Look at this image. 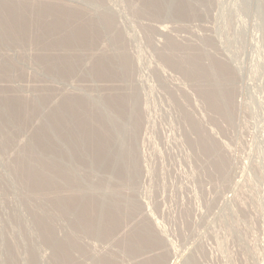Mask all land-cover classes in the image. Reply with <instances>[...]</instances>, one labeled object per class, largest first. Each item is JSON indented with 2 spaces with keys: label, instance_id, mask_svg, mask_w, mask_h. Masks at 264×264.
<instances>
[{
  "label": "rangeland",
  "instance_id": "1",
  "mask_svg": "<svg viewBox=\"0 0 264 264\" xmlns=\"http://www.w3.org/2000/svg\"><path fill=\"white\" fill-rule=\"evenodd\" d=\"M0 29V264L68 239L71 264H264V0H0Z\"/></svg>",
  "mask_w": 264,
  "mask_h": 264
},
{
  "label": "bare ground",
  "instance_id": "2",
  "mask_svg": "<svg viewBox=\"0 0 264 264\" xmlns=\"http://www.w3.org/2000/svg\"><path fill=\"white\" fill-rule=\"evenodd\" d=\"M47 9H48V8H47ZM49 9H50V8H49ZM54 10L57 11L58 9H54ZM59 10H61V9H59ZM59 10H58V11H59ZM8 11H9V10H8ZM12 11H13V10H12ZM50 11H51V10H50ZM21 12H22V11H21ZM44 12H46V11H44ZM59 12H60V11H59ZM59 12H58L57 14H59ZM4 13H5V12H4ZM64 13L66 14V12H64ZM48 14H49V13H48ZM57 14H56V15H57ZM61 14H62V15H65V14H63L62 12H61ZM61 14H60V17L62 16ZM24 15H25V14H24ZM67 16H68V15H66L65 17L68 19L69 16H68V17H67ZM3 17H4V16H3ZM3 17H2V18H3ZM55 17H56V16H55ZM58 17H59V15L57 16V18H58ZM65 17H64V18L62 17V18H63L64 20H67V19H65ZM70 17H71V16H70ZM2 18H1V19H2ZM18 18H19V17H18ZM62 18H61V19H62ZM59 19H60V18H59ZM6 20H7V19H6ZM9 20H10V19H9ZM64 20H62V21H64ZM76 20H77V19H76ZM7 21H8V20H7ZM10 21H11V20H10ZM10 21H9V22H10ZM5 22H6V21H5ZM16 22H17V21H16ZM59 22H60V20H59ZM102 22H103V21H102ZM67 24H68V23H67ZM74 24H75V23H74ZM89 24H90V23H89ZM2 25H3V24H2ZM34 25H35V24H34ZM59 25H60V26L62 25L61 22H60V24H58V26H59ZM11 27H13V26H11ZM62 27H63V26H62ZM91 27H92V26H91ZM14 28H15V27H14ZM14 28H10V26L7 27V25H6V26H3V29H4L6 32H10V33H14ZM58 28H59V27H58ZM60 28H61V27H60ZM71 28H72V27H71ZM1 29H2V28H1ZM1 29H0V30H1ZM22 30H23V29H22ZM3 32H4V31H3ZM10 33H9V34H10ZM70 34H71V33H70ZM7 35H8V34H7ZM8 36H9V35H8ZM70 36H71V35H70ZM76 36H77V35H75V37H76ZM71 38H72V37H71ZM71 38H70V39L68 38V39H69V40H72ZM74 39H76V38H74ZM65 41H66V40H65ZM62 42H63V41H62ZM62 42H61V43H62ZM65 43H66V42H65ZM63 44H64V43H63ZM63 46H64V45H63ZM56 50H57V49H56ZM62 58H63V57H62ZM200 67H201V66H200ZM188 69H189V68H188ZM202 72H203V71H202ZM201 75H202V74H201ZM195 76H196V75H195ZM217 86H218V85H217ZM213 87H214V86H213ZM209 91H210V90H209ZM213 93H214V92H213ZM218 96H219V95H218ZM123 97H124V96H123ZM121 100H122V99H121ZM74 102H75V101H74ZM116 102H117V101H116ZM119 103H120V102H119ZM9 105H10V104H9ZM10 109H11V108H10ZM80 109H81V108H80ZM70 110H71V109H70ZM16 111H17V110H16ZM74 111H75V110H74ZM18 112H19V111H18ZM23 112H25V111H23ZM48 113H49V112H48ZM82 113H83V112H82ZM103 113H104V112H103ZM99 114H100V113H99ZM124 114H125V113H124ZM67 115H68V114H67ZM85 116H86V115H85ZM98 116H99V115H98ZM105 116H106V115H105ZM25 118H26V117H25ZM61 118H62V117H61ZM84 118H85V117H84ZM110 118H111V117H110ZM7 120H8V119H7ZM54 120H55V119H54ZM72 120H73V118H72ZM101 120H102V119H101ZM9 121H10V120H9ZM57 121H58V120H57ZM57 121H55V122H57ZM6 122H7V121H6ZM12 122H13V121H12ZM51 122H53V121H51ZM58 122H60V120H59ZM77 122H78V121H77ZM60 123H61V122H60ZM60 123H58V124H60ZM52 124H53V123H51V125H52ZM114 124H115V123H114ZM49 125H50V124H49ZM51 125H50V126H51ZM100 125L103 126L102 124H100ZM52 126L54 127V124H53ZM58 126L60 127V125H58ZM101 126H100V127H101ZM59 127H58V129H59ZM8 128H9V127H8ZM116 129H117V128H116ZM122 129H123V128H122ZM80 130H81V129H80ZM86 130H87V129H86ZM55 131H56V130H55ZM71 132H72V131H71ZM102 132H103V131H102ZM102 132H101V133H102ZM110 132H111V131H110ZM60 133H61V132H60ZM73 133H74V132H73ZM92 133H93V132H92ZM85 134H86V133H85ZM98 134H100V133H98ZM104 134H105V133H104ZM1 135H2V134H1ZM8 135H9V134H8ZM96 135H97V134H96ZM94 136H95V135H94ZM94 136H93V138H94ZM108 136H109V135H108ZM115 137H116V136H115ZM82 139H83V138H82ZM99 139H101V137H100ZM99 139H98V140H99ZM65 140H66V139H65ZM79 140H80V139H79ZM79 140H78V141H79ZM95 140H96V138H95ZM112 140H113V139H112ZM67 142H68V141H67ZM105 143H106V142H105ZM99 145H100V144H99ZM106 145H107V144H106ZM106 145H105V146H106ZM77 146H78V145H77ZM63 147H64V146H63ZM99 148H100V147H99ZM105 148H106L105 150H104V148H101V149H103L104 151H106L107 149H109V148H107V147H105ZM64 149H65V148H64ZM71 149H72V148H71ZM77 149H78V148H77ZM103 150H102V152H103ZM117 151H118V150H117ZM63 152H64V151H63ZM77 152H79V154H77ZM70 153H71V152H70ZM100 153H101V152H100ZM76 154L80 156V151H76ZM34 155H35V154H34ZM38 155H39V154H38ZM40 156H41V155H40ZM72 156H74V155H72ZM75 158H77V157H75ZM94 158H95V157H94ZM118 158H120V157H118ZM79 159H80V158H79ZM107 159H108V158H107ZM39 160H40V159H39ZM46 160H47V159H46ZM71 160H73V157H72ZM29 161H30V160H29ZM35 161H36V160H35ZM75 161H78V158H77V160H75ZM100 161H101V160H100ZM91 162H92V161H91ZM28 163H29V162H28ZM74 163H75V162H74ZM100 163H101V162H100ZM42 164H43V163H42ZM64 164H65V163H64ZM75 164H76V163H75ZM34 166H35V165H34ZM67 166H68V165H67ZM23 167H24V165H23ZM35 167H36V166H35ZM54 167H55V166H54ZM82 168H83V167H82ZM66 169H67V168H66ZM25 170H26V169H25ZM29 170H30V169H29ZM48 170H49V169H48ZM64 170H65V169H64ZM67 170H69V169H67ZM33 171H34V170H33ZM90 171H91V170H90ZM95 171H96V170H95ZM26 172H27V171H26ZM63 172H64V171H63ZM70 172L73 173V170H72V171L70 170ZM53 173H54V172H53ZM58 173H59V172H58ZM64 173H66V172H64ZM64 173H63V175H64ZM68 173H69V171H68ZM68 173H67V174H68ZM95 173H96V172H95ZM38 174H39V173H38ZM43 174H44V173H43ZM67 174H66V176H67ZM70 174H71V173H70ZM45 175H46V174H45ZM75 175H76V174H75ZM27 176H28V174H27ZM34 176H35V175H34ZM37 176H38V175H37ZM69 176H70V175H69ZM69 176H68V178H69ZM71 177H72V175H71ZM71 177H70V178H71ZM30 178H31V177H30ZM66 179H67V178H66ZM77 179H78V178H77ZM54 180H55V179H54ZM58 182H59V180H58ZM60 182H61V181H60ZM60 182H59V183H60ZM73 182H74V181H73ZM61 183H62V182H61ZM90 183H91V182H90ZM64 184H65V183H64ZM71 184H72V183H71ZM51 185H52V184H51ZM68 185H69V184H68ZM79 186H80V185H79ZM69 187H70V186H69ZM56 188H57V187H56ZM87 189H88V188H87ZM89 189H90V188H89ZM85 190H86V189H85ZM75 191H76V190H75ZM46 192H47V191H46ZM78 192H79V191H78ZM82 192H83V191H82ZM93 192H94V191H93ZM103 192H104V191H103ZM62 193H63V192H62ZM62 193H61V194H62ZM64 193H65V192H64ZM85 193H86V192H85ZM109 193H110V192H109ZM78 194H80V193H78ZM83 194H84V192H83ZM47 195H48V194H47ZM52 196H53V195H52ZM76 196H77V195H76ZM110 197H111V196H110ZM49 198H50V197H49ZM58 198H59V197H58ZM87 198H88V197H87ZM100 199H101V198H100ZM60 200H61V199H60ZM80 200H81V199H80ZM82 200H83V199H82ZM55 201H57V200H55ZM77 203H78V202H77ZM85 203H86V201H85ZM103 203H105V202H103ZM52 204H53V203H52ZM89 204H90V202H89ZM97 204H98V203H97ZM127 204H128V203H127ZM50 205H51V204H50ZM74 206H75V205H74ZM82 206H83V205H82ZM84 206H85V204H84ZM103 207H104V206H103ZM50 208H51V207H50ZM53 208H54V207H53ZM96 208H97V207H96ZM99 208H100V206H99ZM115 208H116V207H115ZM84 209H87V208H83V211H84ZM100 209H101V208H100ZM109 209H110V208H109ZM103 210H104V209H103ZM81 211H82V210H81ZM68 212H69V211H68ZM68 212H67V213H68ZM72 213H73V212H72ZM122 214H123V213H122ZM122 216H123V215H122ZM79 217H81V219L79 220L80 222L77 223V224H78V225H82V226H80V228H82L83 225H84V227H85V225L87 224V226L90 227V228H89L90 231L93 229L92 227H94V226L97 227V224H99V223H100V224H101V223H104L105 220H106V217H105L104 215H100L98 212H94L93 210H92V212H89V213H86V212H85L83 215L80 214V216H78V218H79ZM76 220H77V218H76ZM95 220H97L98 222L96 221V223L94 224L93 221H95ZM72 222H73V221H72ZM107 222H108V221H107ZM92 223H93L94 225L91 226ZM105 223H106V222H105ZM89 224H90V225H89ZM102 225H103V224H101V226H102ZM104 225H105V224H104ZM108 227H109V226H108ZM76 228H77V227H76ZM85 228H86V227H85ZM85 228H84V229H85ZM98 228H99V227H98ZM98 228H97V229H98ZM66 229H67V228H66ZM86 229H87V228H86ZM97 229H95V230H97ZM98 230L100 231V229H98ZM98 230H97V231H98ZM67 232H68V231H67ZM92 232H93V231H92ZM95 232H96V231H95ZM101 232H102V231H101ZM89 233H91V232H89ZM99 234H100V233H99ZM99 234H98V236H99ZM141 234H142V233H141ZM68 235H69V234H68ZM91 235H92V234H91ZM100 235H101V234H100ZM128 235H129V234H128ZM146 235H147V234H146ZM72 236H73V235H72ZM72 236H70L69 238H72ZM74 236H75V235H74ZM125 236H126V235H125ZM108 237H109V236H108ZM137 237H138V236H137ZM77 238H78V237H77ZM99 238H100V237H99ZM62 239H63V238H62ZM65 239H66V238H65ZM101 239H102V238H101ZM68 240H69V239H68ZM68 240H67V243H65V247H64V249L62 248V249H63V256L65 257V260H64V259H63V260H64L65 262H67V263L70 261V264H71L72 262H71V260H70V256H69V255H71L70 252H71V250H72L71 248L73 247V245H71V243H73V242H71V241H72L73 239H72V240H69L70 242H69ZM95 240H96V239H95ZM73 241H74V240H73ZM77 241H78V240H77ZM65 242H66V241H65ZM79 243H80V242H79ZM110 244H111V243H110ZM74 245H75V244H74ZM89 245H90V244H89ZM59 247H60V246H59ZM87 247H88V246H87ZM132 247H133V246H132ZM75 248H77V247H75ZM112 248H113V247H112ZM79 250H80V249H79ZM121 250H122V249H121ZM146 250H147V249H146ZM152 250H153V249H152ZM73 251L76 252L75 250H73ZM77 251H78V250H77ZM72 253H73V252H72ZM147 253H148V252H147ZM56 254H57V253H56ZM61 254H62V253H61ZM73 254H74V253H73ZM83 254H84V253H83ZM85 254H86V252H85ZM61 256H62V255H61ZM101 257H102V256H101ZM58 258H59V257H58ZM62 258H63V257H62ZM62 258H60V259H62ZM71 258H72V257H71ZM95 259H96V258H95ZM95 259H94V260H95ZM72 260H73V259H72ZM75 260H76V259H75ZM59 261H60V260H59ZM64 261H63V262H64ZM74 264H75V263H74Z\"/></svg>",
  "mask_w": 264,
  "mask_h": 264
}]
</instances>
